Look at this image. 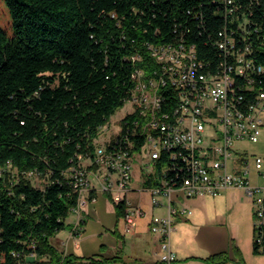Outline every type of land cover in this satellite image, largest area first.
<instances>
[{
	"label": "trees",
	"instance_id": "1",
	"mask_svg": "<svg viewBox=\"0 0 264 264\" xmlns=\"http://www.w3.org/2000/svg\"><path fill=\"white\" fill-rule=\"evenodd\" d=\"M3 4L9 32L0 26V264H65L69 257L50 243L76 204L65 173L79 156H92L100 127L129 101L135 70L153 76L148 46L182 40L210 50L208 35L229 27V15L222 0ZM28 173L43 179V188ZM116 209L121 216L123 207ZM253 237V254L264 255V225H254ZM83 260L98 262L75 258ZM204 261L230 259L222 253Z\"/></svg>",
	"mask_w": 264,
	"mask_h": 264
},
{
	"label": "built area",
	"instance_id": "2",
	"mask_svg": "<svg viewBox=\"0 0 264 264\" xmlns=\"http://www.w3.org/2000/svg\"><path fill=\"white\" fill-rule=\"evenodd\" d=\"M222 6L229 12L228 38L208 35L212 55L211 49L200 51L192 43L148 46L157 65L150 77L158 81L152 105L138 113L136 122H129L134 104L144 103L148 94L140 84L133 88L130 112L116 123V129L106 124L94 142L92 156H79L78 163L66 171L76 194V204L70 209V214L78 216L76 231L82 208L95 199L97 191L122 194L118 204L123 207L124 231L134 229L137 219L145 215L142 203L128 198L135 158L144 184H150L144 190L150 193L152 204L160 205L158 197L166 199V215L151 216L148 225L160 238L158 264L175 263L170 237L175 220L189 212L173 205L172 194L178 191H171V184H178L179 179H187L188 191L181 193L187 198L215 197L231 188L243 190L254 215L259 220L264 216V183L260 184L264 160L252 158L257 181L253 185L251 158L238 148L241 142L257 143L264 129V0H222ZM168 90L177 91L176 113H166ZM139 135H146L145 150H137ZM105 136L104 144L99 143ZM6 168L11 171L10 163ZM12 256L20 258L15 252Z\"/></svg>",
	"mask_w": 264,
	"mask_h": 264
},
{
	"label": "crops",
	"instance_id": "3",
	"mask_svg": "<svg viewBox=\"0 0 264 264\" xmlns=\"http://www.w3.org/2000/svg\"><path fill=\"white\" fill-rule=\"evenodd\" d=\"M132 173L128 198L134 204L141 202L145 215L137 219L130 233H125L122 215L116 209L122 194L97 191L95 199L81 210L84 224L78 231V216L70 214L66 228L50 240L59 256L69 257L65 264H158L160 238L149 231L148 225L151 216L166 215V199L158 197L160 205H153L150 193L144 190L138 163ZM172 198L174 206L189 211L175 220L170 237L174 264H208L206 258L222 253L228 254L227 264H236L232 246L240 252L244 264H264V255L253 254V205L243 190L231 188L214 198H187L174 193ZM75 258H95L99 263L77 262Z\"/></svg>",
	"mask_w": 264,
	"mask_h": 264
},
{
	"label": "bare ground",
	"instance_id": "4",
	"mask_svg": "<svg viewBox=\"0 0 264 264\" xmlns=\"http://www.w3.org/2000/svg\"><path fill=\"white\" fill-rule=\"evenodd\" d=\"M225 15L228 14V8L223 6ZM228 29L229 27H224L219 32V38H228ZM189 43H185L182 40L165 43L162 45V47H181V46H187ZM150 48H159V45L157 46H150ZM132 79L134 80V88L139 87L141 90H148V94H145L144 103L140 104H134V113H130L129 115V122H136L138 120V113H142V111L147 110V106L152 105V94H155L156 90H158V81H150V77L145 78L142 71H136L132 74ZM141 80V81H140ZM148 81L149 87H148ZM262 84L264 85V76H262ZM129 104L133 105V98L129 99ZM177 104H178V96L177 91L175 90H168V97L167 102H165V110L166 113H176L177 110ZM108 124V123H106ZM103 125L100 127L99 132L104 129L106 126ZM147 148V138L146 135H139V140H137V150H145ZM171 191H178V193H186L188 191V183L187 179H179L178 184H171ZM264 225V216H261L260 218V226Z\"/></svg>",
	"mask_w": 264,
	"mask_h": 264
},
{
	"label": "rangeland",
	"instance_id": "5",
	"mask_svg": "<svg viewBox=\"0 0 264 264\" xmlns=\"http://www.w3.org/2000/svg\"><path fill=\"white\" fill-rule=\"evenodd\" d=\"M0 26L4 30L9 32L7 11H6L5 6L3 4V0H0ZM130 110H131L130 104H129V102H126L125 105L121 109H119L110 118V120L107 123L111 124L112 129H114L116 123H118V121L121 118H123L126 114H128L130 112ZM106 137L107 136H105L102 140H100L99 143L104 144V139H106ZM97 140H98V138H97ZM238 148L241 149L242 151H246L247 154H248V157L251 158V171H250V173H251V182L254 185V184H256L257 181H256V170L254 168V165H253V162H252V160H253L252 158L260 157V158H262L264 160V129L261 131V135H260L259 141L257 143L241 142V144H238ZM138 162H139V159L135 158L134 164H137ZM32 180H33L32 182H33L34 186H36L37 188H43L44 183H45V181L43 179H41L39 177H34V178H32ZM263 183H264V180L261 179L260 180V184H263ZM215 197H217V196H215ZM212 198H214V197H212ZM253 224L254 225H259L260 224V220L254 215V213H253ZM50 243H51V241H50Z\"/></svg>",
	"mask_w": 264,
	"mask_h": 264
}]
</instances>
